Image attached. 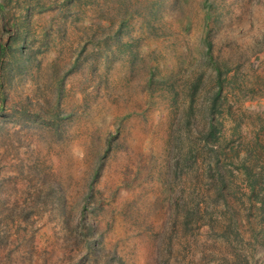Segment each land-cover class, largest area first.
<instances>
[{"label":"rangeland","instance_id":"rangeland-1","mask_svg":"<svg viewBox=\"0 0 264 264\" xmlns=\"http://www.w3.org/2000/svg\"><path fill=\"white\" fill-rule=\"evenodd\" d=\"M0 264H264V0H0Z\"/></svg>","mask_w":264,"mask_h":264}]
</instances>
